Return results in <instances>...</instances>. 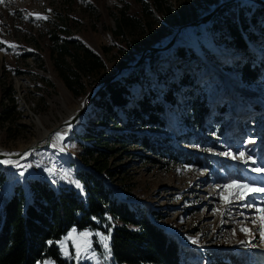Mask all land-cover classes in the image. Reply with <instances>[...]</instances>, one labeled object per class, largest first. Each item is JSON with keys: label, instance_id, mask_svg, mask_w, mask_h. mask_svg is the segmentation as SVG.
<instances>
[{"label": "rangeland", "instance_id": "1", "mask_svg": "<svg viewBox=\"0 0 264 264\" xmlns=\"http://www.w3.org/2000/svg\"><path fill=\"white\" fill-rule=\"evenodd\" d=\"M150 1L0 3V154L16 155L36 144L42 146L44 133L64 124L51 136L48 147L33 152L21 163L0 164V173L5 177L0 193L8 199L15 187L26 191L27 182L33 179L55 187H81L75 175L86 170L110 185L117 198L130 208L153 212L155 223L180 244L194 249L203 264H234L227 252L237 259L244 255L245 264H257L256 257L264 256V242L252 220L256 208H264V193L244 199L234 196L230 202L222 197L228 198L229 192L236 191L224 187L233 182L264 188V171H252L264 169V41L258 33V41L248 42V49L261 62L259 77L250 85L243 82L237 66L245 59L223 44H213L205 29L207 24L183 28L171 48L153 53L148 49L165 46L180 27L198 22L228 0H163L159 12L143 14L142 3ZM236 3L245 10L258 6L244 1L231 5ZM121 11L137 27L129 34L115 36V19ZM37 15L46 18L36 19ZM261 23L264 25V18ZM53 33L89 48L104 64L102 70L82 79L84 90L77 97L65 87L53 65L48 40ZM199 46L211 53L210 58H203ZM188 47L197 52L198 61L171 55L177 48ZM158 54L163 59L147 66L139 82L124 83L136 99L145 93L163 104L165 110L159 113L163 124H143L126 110H117L115 116L97 122L101 112L94 109L93 102L98 94L115 81L129 79L133 70ZM139 59V64L128 68ZM117 73L103 88L104 81ZM160 74H168L166 84L158 81ZM185 74L189 79L184 78ZM174 79L176 86L172 85ZM169 91L172 103L163 98L162 92ZM88 97L92 100L90 106L70 124ZM203 109L209 113L200 126ZM126 133H132L140 142H125L121 137ZM85 134L104 140L99 155H84V146L92 145L91 140L82 139ZM143 140L174 152L181 150L191 156V161L176 162L168 155L150 151L142 145ZM240 152L245 153L243 159ZM196 157L199 165L193 161ZM102 165L103 172H98ZM242 227L250 235L242 232ZM103 228L107 230L105 225ZM84 232L90 234V247L82 249L79 259L70 258L77 255L75 245L83 244L80 234ZM102 236L106 235L99 231H72L57 242V247L61 257L74 264H115Z\"/></svg>", "mask_w": 264, "mask_h": 264}, {"label": "trees", "instance_id": "2", "mask_svg": "<svg viewBox=\"0 0 264 264\" xmlns=\"http://www.w3.org/2000/svg\"><path fill=\"white\" fill-rule=\"evenodd\" d=\"M162 2L163 0H152L142 3L143 14L159 12ZM263 18L264 6L245 10L239 9L236 3L224 7L205 26L213 44H223L233 54L245 59L239 60L237 66L246 85L254 83L260 74V59L250 52L248 42L254 43L260 37L264 41V25L261 23ZM136 27L125 11H121L115 19L113 34H129V30ZM258 33L260 37L257 36ZM48 40L53 65L62 82L75 97L79 96L80 91L84 90L82 79L104 68L101 57L89 48L55 33L51 34ZM199 50L203 58H210L211 53L203 46H199ZM171 55L190 62L199 60L197 52L190 47L177 48ZM162 59L161 54L151 56L141 68L130 73L129 79L115 81L103 89L93 102L94 109L101 112L97 122L110 119L117 114V110H126L130 116L143 124L162 125L159 113L162 114L165 110L163 104L154 101V96L145 93L140 99H136L124 83L139 82L146 67H152ZM166 75L168 74L158 75V81L166 84ZM170 78L176 79L174 75ZM184 78L189 79L188 74H185ZM175 79L173 86H176ZM186 82L190 83L188 80ZM162 93L165 102H173L170 91L168 94ZM130 102L133 103L131 107L128 106ZM208 113L207 109L200 111V126ZM126 135L121 137L125 142H140L132 133ZM82 139L91 140L92 144L84 146V155L93 157L94 153L99 155L102 152L104 140L101 137L85 134ZM141 143L150 151L168 155L176 162L181 159L185 163L191 161V156L181 150L174 152L154 146L146 140ZM193 159L196 165H199L197 157ZM104 168L102 165L97 170L103 172ZM75 177L81 187H55L42 179H33L27 182L26 191L15 187L8 199L0 193V264H40L43 261L74 264L63 259L57 247V242L73 230L78 233L99 231L109 237L108 252L115 264H203V261L196 258L194 249L180 244L175 236L155 223L153 212L144 208H130L126 202L117 198L110 185L104 184L100 177L86 170L78 171ZM4 181L5 177L1 172L0 187ZM97 249L100 251L99 246ZM226 256L234 264H245L244 255L237 259L227 252ZM263 258L264 256L258 255L257 264L262 262ZM218 263L223 264L220 261Z\"/></svg>", "mask_w": 264, "mask_h": 264}, {"label": "snow or ice", "instance_id": "3", "mask_svg": "<svg viewBox=\"0 0 264 264\" xmlns=\"http://www.w3.org/2000/svg\"><path fill=\"white\" fill-rule=\"evenodd\" d=\"M2 2H3V0H0V3H2ZM45 18L46 17H42V16H39V15L36 16V19H45ZM10 47L15 48L16 46L15 45H10ZM225 154L226 155H230L228 153H225ZM239 156H240V158L243 159L244 156H245V153L244 152H240ZM0 163H3V162H0ZM253 163H255V161H253ZM252 171L260 173V172L264 171V169L254 168V169H252ZM20 175H23V172H21ZM77 186L79 187V185H77ZM224 187H225V189L231 188V189H235L236 190V191L229 192L228 198L222 197V199H225L226 202H230V198L234 197V196L238 197L239 199H244L248 195H251V194H254V193H264V188H250V186L248 184H238V183H235V182H233L231 185H227L226 184ZM247 206L251 207L252 205H247ZM256 213H257V215L252 220V223L258 227L259 232H260V236H261V240H262V242H264V208H259V207L256 208ZM241 231L244 232L246 235H250V232H249V230L246 227H242ZM80 235H81V237L84 238L83 244L75 245L77 255L75 257H70V258L79 259L81 257V255H82V249L83 250H87L90 247V245L88 243V240H87V237L90 234L87 233V232H84V233H81ZM97 235H99V234L97 233ZM108 239H109V237H107V236H102L101 237V240L104 242V247H105L106 250H108V248H109L108 243H107ZM195 242L196 241H193V243H195Z\"/></svg>", "mask_w": 264, "mask_h": 264}, {"label": "water", "instance_id": "4", "mask_svg": "<svg viewBox=\"0 0 264 264\" xmlns=\"http://www.w3.org/2000/svg\"><path fill=\"white\" fill-rule=\"evenodd\" d=\"M239 1H244V2H249V3H254L258 6H264V1H261V0H228L226 2H224L222 5L216 7L213 11H211L208 15L202 17L198 22H195V23H191V24H188V25H185L183 27H180L173 35L172 39L170 40L169 43H167L165 46L161 47V48H154V47H151L149 48L148 50L152 51L153 53L155 52H164L166 50H168L169 48H171L176 40V37L178 36V34L180 33V31L183 29V28H187V27H196V26H204L206 24H208L212 17L214 15H216L222 8L226 7V6H229L235 2H239ZM142 59H139V61H137V63L134 65V66H128V68H133L135 67L137 64H139V62L141 61ZM120 74V72H119ZM118 73L115 74L114 76L112 77H109L108 79H106L103 83V88L110 82H112L118 75ZM92 100L90 97L87 98L86 102L81 106V109L78 111L77 115L74 117V119L72 121H70V124H73L75 122V119L77 117H79L80 115L83 114V112L90 106ZM60 127H62V125H60ZM59 128H56V129H53V131L51 133H49L46 137V141L44 142V144L42 146H33L30 150H28L29 152L33 153V152H36V151H40L44 148H46L49 143H50V139H51V136L59 131ZM23 153H18L17 155H12V156H9L8 158L11 159V160H19L21 159V157L23 155H21ZM4 157L2 155H0V160L3 159Z\"/></svg>", "mask_w": 264, "mask_h": 264}, {"label": "bare ground", "instance_id": "5", "mask_svg": "<svg viewBox=\"0 0 264 264\" xmlns=\"http://www.w3.org/2000/svg\"><path fill=\"white\" fill-rule=\"evenodd\" d=\"M179 35V34H178ZM80 109H81V107H80ZM69 123V122H68ZM62 125H64V124H62ZM53 131V130H52ZM52 131H50V132H48L47 134H45L44 133V142L46 141V137H47V135L49 134V133H51ZM41 146V145H39V144H36V145H34V146ZM33 146H31V147H28V148H26V149H24L23 151H20L19 153H23V154H21V155H23L22 157H21V159H19V160H11V159H9L8 157L9 156H7V155H3V154H0V155H2L4 158L3 159H1L0 160V162H3V163H0V164H5V163H9V164H11V165H15V164H18V163H21V162H23V161H25V160H27L30 156H31V154H33V153H31V152H29L28 150H30L31 148H32ZM48 147V146H47ZM18 154V153H17ZM16 154V155H17ZM10 156H12V155H10Z\"/></svg>", "mask_w": 264, "mask_h": 264}]
</instances>
